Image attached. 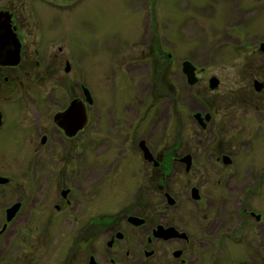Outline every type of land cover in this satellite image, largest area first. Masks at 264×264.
I'll return each instance as SVG.
<instances>
[{
  "label": "flooded vegetation",
  "instance_id": "flooded-vegetation-1",
  "mask_svg": "<svg viewBox=\"0 0 264 264\" xmlns=\"http://www.w3.org/2000/svg\"><path fill=\"white\" fill-rule=\"evenodd\" d=\"M45 2L53 7L61 6L53 0ZM0 31L4 33L0 37V199H4L0 200V235L16 222L29 225V209L36 206L43 213L36 225L50 223L46 210L51 206L59 213V219L53 221H59L60 232H68L55 264H194L199 254L210 248L214 234V238L224 239L222 242L245 238L248 232L251 243L257 239L259 234L253 233L254 220L260 226L264 224V209L236 204L235 207L240 206V211L235 208V214L241 228L234 237L228 203L235 194L237 200L247 204L250 203L248 196L252 200L264 195L262 187L255 188L252 184L254 173L256 178H264V168L259 172L252 164L253 156L259 158L254 142L259 138L258 133L264 132V123L259 124L258 133L253 125L254 113L260 115L259 120L264 118V68L261 70V65H254L243 75L246 89L236 97L237 93H233L231 106H214L215 98H211L209 103L190 109L181 123L182 139L178 132V137L173 132L159 151L157 147H149L142 137L125 132L121 145L126 144L129 136L132 138L128 141V150L138 149L148 163L151 185L142 186L138 180L130 191L126 190L129 192L126 197H120L117 211L109 212L96 206L99 195L94 196L113 171L94 175L96 165L88 159L91 154L85 153L89 139L79 143L78 136L98 123L93 122L94 91L88 83L85 85L90 95L88 101L82 89L84 84L75 76V64L79 60L74 48H70L68 42L62 44L60 35L47 37L34 7L22 11L14 5H4L0 8ZM15 39L18 59L13 63ZM53 65L60 66L58 69L66 74L62 80L49 77ZM201 70L202 67L195 68L196 83L200 81L196 73ZM215 78L218 85L219 79ZM58 87L72 93L77 90L81 101L74 93L64 102L57 96ZM227 102L229 105L230 101ZM79 107L84 110L85 120L81 128L69 134L66 130L77 125ZM73 108L76 112H72ZM26 121L30 122L29 128L21 125ZM18 126L22 129L23 144L41 147L35 152L36 157L32 154L25 158L24 164L21 162L25 167L17 170L21 174L13 169V156H9L7 143ZM128 126L130 124L125 128ZM31 127L32 134L29 133ZM141 139L149 151L147 156L139 144ZM239 151L243 153L240 156ZM46 168L50 173L55 169L61 173L68 171L75 174L77 181L57 187L54 200H46L43 177ZM174 172L185 176L184 185L180 184L176 190L169 184ZM239 182L241 192L237 193ZM143 191L149 198L142 197ZM183 192L187 193L195 211L182 207L184 225L179 226L177 223L181 220H176V210L180 209L179 194ZM13 204L16 208L6 219V210ZM192 224L197 230L190 227ZM21 242V246L28 249L27 235H22ZM246 247L251 255L253 246ZM259 251L264 256V247ZM27 255L28 261L25 260ZM29 256V250L17 246L12 260L17 262L22 257L24 264H28Z\"/></svg>",
  "mask_w": 264,
  "mask_h": 264
},
{
  "label": "rangeland",
  "instance_id": "rangeland-1",
  "mask_svg": "<svg viewBox=\"0 0 264 264\" xmlns=\"http://www.w3.org/2000/svg\"><path fill=\"white\" fill-rule=\"evenodd\" d=\"M45 1L0 0V8L6 4L22 11L34 7L47 37L60 35L62 44L65 41L70 48H74V55L79 60L75 64V76L84 85L88 83L94 91L93 122L98 123L78 136L79 143L89 139L85 153L91 154L88 159L96 165L94 175L113 171L105 177L103 188L94 196L99 195L96 206L105 211H117L120 197H126L138 180L142 186L151 185L148 163L138 149L128 150V141L132 138L129 136L125 147L121 145L125 132L142 137L149 147H157L159 151L173 132L175 137L179 134V139H182L181 123L186 120L190 109L209 103L211 98H215L214 106H231L233 93H237L236 97L246 89L243 75L254 65H261V70L264 68V49L257 46L258 41L264 43V0H53L60 2V7L47 5ZM165 52L169 55L167 59ZM182 59L202 67L196 73L200 80L198 83L186 81L180 65ZM58 68L60 66L53 65V70L47 72L52 74L49 77L62 80L66 74ZM211 75L219 79L218 85L213 88L207 85ZM74 93L77 98V90L73 93L64 87L57 90V96H61L64 102L69 94ZM78 100L81 101L80 96ZM227 101H230L229 105ZM13 106L17 107L16 104ZM83 107H86L85 103ZM80 112L81 109L77 118ZM135 115L138 117L133 119ZM259 117L254 113L253 125L257 133L259 124L264 123V118L259 120ZM29 124L26 121L21 125L29 128ZM128 124L130 127L125 128ZM21 131L18 126L12 138L7 139L12 153L9 156H13L12 166L16 172L23 170L25 158L32 157V154L36 157L35 152L41 148L39 144H23ZM29 133H34L33 127ZM258 136L254 144L259 158L253 156L252 164L254 170L258 168L260 172L264 168V132L258 133ZM242 154L239 151V156ZM138 169L140 172H137ZM50 171L46 168L43 176L46 200H54L57 187L77 181L75 174L68 171ZM177 173L174 172L169 180L174 190L179 189L185 178ZM252 184L264 190V178H256V173ZM239 185L241 182L237 185V193L241 192ZM179 195L182 199L181 203L179 201L180 209L176 210V220H181L177 224L182 226V207L195 210L187 199V193ZM149 196L143 191L142 197ZM246 199L250 200L249 204L237 200L235 194L228 203L233 216L231 227L234 237L238 236L237 231L240 232L241 228L235 214V208L240 211V206L235 207L236 204L264 209L263 194L261 198L251 200L248 196ZM40 212L38 206L30 208L29 225L16 222L0 235V264H24L23 256L17 262L12 260L17 246L30 251L28 264H55L60 245L68 232H60L59 221H53L59 219V213L51 206L46 210L50 223L36 225V221L43 217ZM255 222L253 233L259 235L255 234L257 239L254 238L252 243L250 232L245 238L239 237L232 242H222L224 239L214 238V234V242L206 252L199 254L194 264H264V256L259 251L264 247V224L260 226ZM190 227L197 230L194 224ZM22 235L28 236V249L21 246ZM249 245L253 246L251 255L246 251ZM25 260L28 261V255Z\"/></svg>",
  "mask_w": 264,
  "mask_h": 264
},
{
  "label": "water",
  "instance_id": "water-1",
  "mask_svg": "<svg viewBox=\"0 0 264 264\" xmlns=\"http://www.w3.org/2000/svg\"><path fill=\"white\" fill-rule=\"evenodd\" d=\"M17 46H18V42L15 39V41H14V50H13V52H14L13 53L14 54L13 55L14 56V59H13V61H11L13 63H16L17 62V59H18V54H17L18 47ZM260 48L261 49H264L263 43L260 44ZM193 68H194V66L188 60H183L181 62V70L185 74L186 80H187L188 83H192V82H194L196 80V77H195L194 69ZM216 84H217V78H215L214 76L209 77V79H208V86L210 88H213ZM79 108H81V107H79ZM68 110H69V108L67 109V111ZM84 120H85V114H84V110L81 108V112H80V114L78 116V120H77V125H74V127L71 128V129H69V130H66L67 133L70 134L71 132H74L77 129L81 128ZM139 144L142 147L143 154L145 156H147L149 154V152H148L147 148L142 144V140H140ZM15 208H16V204H13L12 206H9L7 208V210H6L7 211V213H6V219L10 218V216L12 215L13 211L15 210ZM170 228L172 229V227H170Z\"/></svg>",
  "mask_w": 264,
  "mask_h": 264
},
{
  "label": "bare ground",
  "instance_id": "bare-ground-1",
  "mask_svg": "<svg viewBox=\"0 0 264 264\" xmlns=\"http://www.w3.org/2000/svg\"><path fill=\"white\" fill-rule=\"evenodd\" d=\"M4 33H2L1 31H0V37L3 35ZM7 37V36H6ZM4 38V37H3ZM10 44V43H9ZM3 55V54H2ZM75 112V111H74ZM68 118V117H67ZM73 120V119H72ZM71 121V120H70ZM67 123H68V121H67ZM75 123V121L73 122V124Z\"/></svg>",
  "mask_w": 264,
  "mask_h": 264
}]
</instances>
